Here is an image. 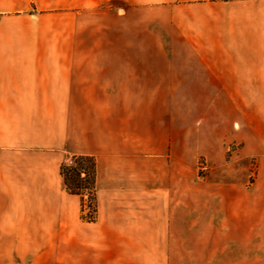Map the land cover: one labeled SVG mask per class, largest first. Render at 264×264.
Returning <instances> with one entry per match:
<instances>
[{"label": "crops", "instance_id": "crops-1", "mask_svg": "<svg viewBox=\"0 0 264 264\" xmlns=\"http://www.w3.org/2000/svg\"><path fill=\"white\" fill-rule=\"evenodd\" d=\"M120 19L162 40L119 44ZM151 52L263 85L264 0H0V264H264L263 173L185 200L181 173H151V86L174 65L127 56ZM73 154L95 158L94 221L64 188Z\"/></svg>", "mask_w": 264, "mask_h": 264}, {"label": "rangeland", "instance_id": "rangeland-1", "mask_svg": "<svg viewBox=\"0 0 264 264\" xmlns=\"http://www.w3.org/2000/svg\"><path fill=\"white\" fill-rule=\"evenodd\" d=\"M128 24L120 19L119 44L154 48L162 40L156 29H143L142 20ZM127 56L151 62L167 60L174 65L168 69L167 84L151 86L152 147L148 156L152 174L181 173L184 200L186 188L198 180L250 183L258 173L264 174V84L196 83L193 81L203 79L174 76L189 72L181 66L190 54ZM180 80L183 82L175 83ZM70 156L63 161L70 163ZM83 209L87 215V203Z\"/></svg>", "mask_w": 264, "mask_h": 264}, {"label": "trees", "instance_id": "trees-1", "mask_svg": "<svg viewBox=\"0 0 264 264\" xmlns=\"http://www.w3.org/2000/svg\"><path fill=\"white\" fill-rule=\"evenodd\" d=\"M59 172L63 180L65 190L70 194L80 197L81 217L86 221H94L96 215L95 206V158L89 154H73L70 163L62 161ZM86 196V199H84ZM87 203L89 211L83 214V206Z\"/></svg>", "mask_w": 264, "mask_h": 264}]
</instances>
